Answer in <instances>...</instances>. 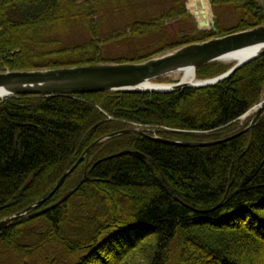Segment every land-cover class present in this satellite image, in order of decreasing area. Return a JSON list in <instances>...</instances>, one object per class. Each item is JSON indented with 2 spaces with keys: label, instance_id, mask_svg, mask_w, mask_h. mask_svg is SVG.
Listing matches in <instances>:
<instances>
[{
  "label": "trees",
  "instance_id": "obj_1",
  "mask_svg": "<svg viewBox=\"0 0 264 264\" xmlns=\"http://www.w3.org/2000/svg\"><path fill=\"white\" fill-rule=\"evenodd\" d=\"M147 1L0 0V72L138 62L264 24V0H211L216 17L205 30L187 0L137 20ZM110 15L128 24L103 35ZM170 22H179L177 33ZM75 26L88 38L65 42ZM113 46L122 51L106 54ZM231 67L211 62L197 78ZM263 99L264 55L204 87L0 99V220L75 189L56 208L0 229V264H264V113L245 133L208 146L108 138L31 207L106 135L139 125L169 139H220L244 129L238 118Z\"/></svg>",
  "mask_w": 264,
  "mask_h": 264
},
{
  "label": "water",
  "instance_id": "obj_2",
  "mask_svg": "<svg viewBox=\"0 0 264 264\" xmlns=\"http://www.w3.org/2000/svg\"><path fill=\"white\" fill-rule=\"evenodd\" d=\"M196 20L198 29L200 30L211 29L213 27V20H198L197 18ZM239 51H245L246 53L244 55L247 54V56L237 60L229 70L218 76L205 80H198V83L193 84L185 82L183 79L176 83H160L156 81L160 77L180 72L188 67H191L196 74V70L199 66L215 61H228L233 53ZM263 55L264 24L247 30L184 44L138 62H101L75 66L0 72V98L22 94L52 96L116 91L172 92L188 86L204 87L215 85L229 78L239 68ZM263 113L264 100L238 118L239 121L244 122L252 115L251 121L244 129L215 140L182 141L161 136H150L145 130L136 127L123 129L106 135L95 141L83 152L74 166L67 170L60 178L49 196L39 200L31 207L37 208L41 206L62 185L65 178L75 170L89 152L100 142L108 138L125 133H140L169 144L208 146L233 139L245 133L257 124L260 115ZM136 153L140 154L138 151ZM142 156L145 157L144 155ZM74 191L75 189L69 190L55 203L42 209L29 212L30 208H27L0 220V229L7 227L13 221L24 215L34 217L56 208L66 201Z\"/></svg>",
  "mask_w": 264,
  "mask_h": 264
},
{
  "label": "rangeland",
  "instance_id": "obj_3",
  "mask_svg": "<svg viewBox=\"0 0 264 264\" xmlns=\"http://www.w3.org/2000/svg\"><path fill=\"white\" fill-rule=\"evenodd\" d=\"M169 2L170 0H148L147 2H144V6H142V8L139 10L138 14L139 17L137 18V20H148L151 19L153 17V14L156 12H161L164 11L168 6H169ZM188 4V0L185 3L186 9L192 14V12L189 10V8L187 7ZM209 4L211 7V11H212V20L213 22L215 21V14H214V10L211 4V0H209ZM193 15V14H192ZM194 16V15H193ZM195 18V16H194ZM96 19H98V17H96ZM196 19V18H195ZM224 19L226 20L225 24L231 25L235 22V15L233 13V11H228L226 10L224 13ZM179 22H170L169 26L171 27V31L172 33H177L179 30L178 26ZM125 25L128 24L127 21L125 20V18L123 17H116L113 15L110 16H106V20L103 21L102 25H101V31L103 35H108L111 32H113V29H116L118 26L121 25ZM66 38V37H64ZM86 38H88V34H86L83 29L75 26L72 28V36H68L65 42H80L82 40H85ZM119 51H122L121 47L117 48V47H109L106 50V54L109 53H113V54H118ZM222 62L224 65H232L234 61H220ZM165 81H160L159 79L157 80L158 82L161 83H176L178 81H180L182 79V73L180 72H175L172 74H169L167 76H163ZM264 100V99H263ZM252 118V115H250V117L245 120L244 122L239 121V125L240 128L245 125V123H249L250 120ZM11 257V255H9Z\"/></svg>",
  "mask_w": 264,
  "mask_h": 264
},
{
  "label": "bare ground",
  "instance_id": "obj_4",
  "mask_svg": "<svg viewBox=\"0 0 264 264\" xmlns=\"http://www.w3.org/2000/svg\"><path fill=\"white\" fill-rule=\"evenodd\" d=\"M189 10L196 16L198 20H212V11L209 0H188ZM245 51L233 53L228 61H237L247 56ZM182 79L188 83H198V78L191 67L181 71Z\"/></svg>",
  "mask_w": 264,
  "mask_h": 264
}]
</instances>
